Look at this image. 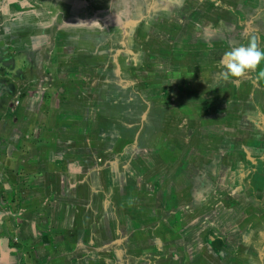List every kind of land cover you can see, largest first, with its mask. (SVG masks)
Masks as SVG:
<instances>
[{
	"label": "rangeland",
	"instance_id": "374dc122",
	"mask_svg": "<svg viewBox=\"0 0 264 264\" xmlns=\"http://www.w3.org/2000/svg\"><path fill=\"white\" fill-rule=\"evenodd\" d=\"M224 2L0 0V232L18 244L23 214L48 235L58 219L61 264L85 187L110 264H143L150 243L154 264H264V141L232 172L198 132L223 120L204 69L246 41ZM226 235L236 250L222 261Z\"/></svg>",
	"mask_w": 264,
	"mask_h": 264
},
{
	"label": "crops",
	"instance_id": "0c3cea01",
	"mask_svg": "<svg viewBox=\"0 0 264 264\" xmlns=\"http://www.w3.org/2000/svg\"><path fill=\"white\" fill-rule=\"evenodd\" d=\"M224 3L226 5L225 8L218 10L224 16H228L229 13L233 16V26L237 30L236 35H240L242 41L243 39L246 40L245 45L248 43L250 37H255L257 44L259 43V45H257L258 48L264 50V0H228V2ZM28 9L32 11L31 9L33 8L31 5H28ZM235 12L239 14L236 15ZM256 38H260L261 41H257ZM8 40L10 42L9 37ZM261 69H264V63L259 65L253 72H245V75L243 74L241 77L236 78L237 80H235V78H229L228 80L222 79L219 75L222 70L220 67L213 70L204 69L205 76L210 75V78L214 77V79L217 80L214 86L220 90L221 98L219 99L220 108L216 110L220 112H216V114L221 115V119L223 120L220 122L221 124H208L201 130L198 128V132H203V137H214L215 144L218 147L216 151H220L216 153L220 154L218 155L219 159L224 158V156L229 158L228 162L223 160L219 162V160H217L219 169L225 168L230 169L232 172L237 171V167L240 163V161L236 160L238 159L237 156H240L241 160L243 159L241 163L247 166L248 161L246 157L252 145H254L255 141L259 142V144L264 141V79L258 78V73ZM255 92L259 93V99H256ZM249 101L251 103H249ZM235 108H237L238 111H235ZM207 114L205 117L210 116L209 113ZM210 121H212V119ZM188 131H191L190 127H188ZM259 148L260 147H258V149ZM252 155L250 154V156ZM257 157L258 156H254L255 164H264L263 160ZM67 175H73V172H68ZM11 177L12 176H10V179H7L8 182L3 188L8 190L18 187V185L13 184L15 178ZM2 180L3 178L0 177V185ZM244 186H246V184ZM34 189L39 192L40 196L31 195L27 190L21 192L22 196L20 201L23 209L28 201L43 200L41 195L43 188L39 185V187ZM87 191L88 189L84 187L83 193H78L76 198L72 201L80 204L81 208L77 209L75 213H72L73 217L70 213V222L72 226L67 230L70 239L67 240L65 244L62 241L63 244L60 246L65 250L66 248H70L72 256L64 258L63 253H61V264H110L112 261L110 254L105 251L106 246H103L100 240H98V237L102 238L101 235L97 236V232L100 231L97 229L94 230V227H91V223H88L93 216L88 213L90 210L88 204L91 200V194H87ZM16 192V190L11 191L14 197H16ZM234 192H237V190H234ZM54 201L57 202L58 198ZM80 212L81 215L78 216ZM38 213L37 218H39V216L41 217V212L39 210ZM260 216L264 217V213H261ZM23 219V231L17 233V236L22 238V242H18V244L20 245L23 243L25 250L22 251L18 248L19 245L15 244L12 236H7L4 232H0V264H58V219L56 220L57 226L52 229V233L50 232L49 235L47 231L41 229L42 226H40L39 223H36V218L23 214ZM2 221L3 219H1L0 214V226ZM227 233L229 232H226V234ZM226 236L228 238L224 236L221 237L224 239L225 245L223 244L219 248L218 257L220 260L222 259V261H224V256L229 258V254H226L228 250L231 251V258H233V248L236 250L232 243H229L232 241V238L228 235ZM252 236L255 237V233H253ZM143 243L144 242H142L141 245H143ZM35 245L37 248L33 252L37 254L31 252L32 246L35 247ZM230 245H232L233 248L229 247ZM148 246L151 247L150 251L146 252L144 256H138L135 260H143V264H154L158 261L159 248L157 246L154 248L151 243ZM136 249H138V247H136ZM222 254L225 255L222 256ZM127 255L129 256L130 254ZM49 256L53 259H49ZM116 260L117 259H114L113 263L116 262ZM132 261L133 259L130 258L128 261L124 262V264H131ZM247 262H249V260H246V263Z\"/></svg>",
	"mask_w": 264,
	"mask_h": 264
},
{
	"label": "clouds",
	"instance_id": "9594fccd",
	"mask_svg": "<svg viewBox=\"0 0 264 264\" xmlns=\"http://www.w3.org/2000/svg\"><path fill=\"white\" fill-rule=\"evenodd\" d=\"M264 63V50L258 48L255 37H250L246 45L234 47L226 51L222 60V79L241 77L245 72H253ZM258 78L264 79V69L258 73Z\"/></svg>",
	"mask_w": 264,
	"mask_h": 264
},
{
	"label": "trees",
	"instance_id": "16d2710c",
	"mask_svg": "<svg viewBox=\"0 0 264 264\" xmlns=\"http://www.w3.org/2000/svg\"><path fill=\"white\" fill-rule=\"evenodd\" d=\"M236 15H238L239 13L238 12H235ZM245 75V74H244Z\"/></svg>",
	"mask_w": 264,
	"mask_h": 264
}]
</instances>
